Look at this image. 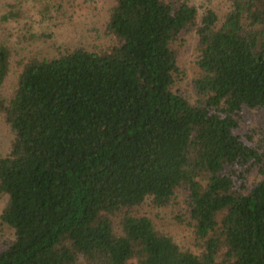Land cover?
Segmentation results:
<instances>
[{"label":"trees","instance_id":"1","mask_svg":"<svg viewBox=\"0 0 264 264\" xmlns=\"http://www.w3.org/2000/svg\"><path fill=\"white\" fill-rule=\"evenodd\" d=\"M201 6L114 0L111 46L18 60L0 92V264H264V0ZM9 57L1 40L0 86ZM142 204H179L194 249Z\"/></svg>","mask_w":264,"mask_h":264},{"label":"rangeland","instance_id":"2","mask_svg":"<svg viewBox=\"0 0 264 264\" xmlns=\"http://www.w3.org/2000/svg\"><path fill=\"white\" fill-rule=\"evenodd\" d=\"M114 0H0V16L10 12L13 15L0 20V41L9 45V70L0 86V92L11 94L16 74L20 68L19 59L35 55L50 56L71 46L103 50L116 42V38L103 29L109 7ZM194 4H210L218 14L226 9V0H191ZM32 34V35H31ZM186 41L176 43V58L180 68L177 86L189 91L192 78L196 74L195 51L190 33L184 35ZM253 112L252 118H257ZM11 132L0 115V152L5 151ZM180 194V193H179ZM5 197H0V209ZM179 204L164 208L142 204L131 209L133 213H143L153 218L160 228L171 233L174 238L190 249L194 244L190 239V229L185 220L178 221L172 212H180ZM178 210V211H177ZM10 238V230L0 225V248Z\"/></svg>","mask_w":264,"mask_h":264}]
</instances>
